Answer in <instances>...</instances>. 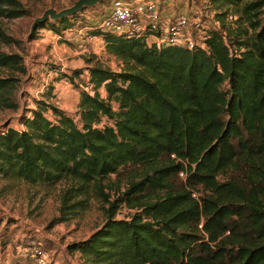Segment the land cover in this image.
<instances>
[{"label":"trees","instance_id":"trees-1","mask_svg":"<svg viewBox=\"0 0 264 264\" xmlns=\"http://www.w3.org/2000/svg\"><path fill=\"white\" fill-rule=\"evenodd\" d=\"M209 1L228 7L219 17L234 20L233 33L211 31L206 50L192 51L97 33L124 68H88L93 94L78 92L79 126L37 102L22 131L0 134L1 178L75 180L100 200L101 227L68 246L83 264H264V0ZM25 14L0 0V18ZM0 68L9 73L0 78V110L15 109L20 56L0 52ZM101 118L111 125L98 127ZM120 206L133 213L115 219Z\"/></svg>","mask_w":264,"mask_h":264},{"label":"rangeland","instance_id":"rangeland-1","mask_svg":"<svg viewBox=\"0 0 264 264\" xmlns=\"http://www.w3.org/2000/svg\"><path fill=\"white\" fill-rule=\"evenodd\" d=\"M14 1L26 14L15 19L0 18V30L4 35V39H0V52L20 56L24 73L14 74L16 86L12 99L16 108L0 110V134L7 129L22 131L24 120L36 109L37 102H48L73 118L79 126L76 108L78 92L84 90L93 94L87 81L88 68L97 65L112 73H120L124 68L120 60L105 51L104 46L100 48L98 44L84 45L81 42L102 17L108 0L82 8L65 18L64 24L47 19L41 24L43 27L37 30H34L37 24L32 28L33 20L45 10L58 12L71 7L76 0ZM156 1L164 3L163 9L168 14L175 9H189L186 4L191 3L192 13L207 15V21L217 20V30L233 33L235 28L232 18L219 17V14L228 12V7L217 8L209 0ZM246 36H249L248 31L239 40ZM83 47L90 55L83 52ZM8 75L7 69L0 68V78ZM221 91H227L226 83L222 85ZM98 94L102 99L106 98L102 88L98 89ZM110 105L115 110L114 104ZM44 115L50 121L53 120L48 111ZM110 125V121L101 118L98 127ZM133 171H122L115 181V187L122 190ZM223 178L220 176L219 180ZM109 180H114V176H110ZM182 181V175L175 179L177 184ZM113 190L106 187L103 192L112 199ZM202 193L201 189L195 191L198 195ZM100 203L92 196L90 187L82 186L75 180L65 179L49 186L30 185L21 180L0 177L1 260L4 264H30L20 255L24 248L34 243L43 246L57 264H83L80 255L69 252L68 246L85 240L101 227L103 214ZM132 213L120 206L115 219H126Z\"/></svg>","mask_w":264,"mask_h":264},{"label":"built area","instance_id":"built-area-1","mask_svg":"<svg viewBox=\"0 0 264 264\" xmlns=\"http://www.w3.org/2000/svg\"><path fill=\"white\" fill-rule=\"evenodd\" d=\"M108 2L102 17L93 25L92 30H89L90 34L82 39L84 45L98 44L102 48L103 43L98 34H110L125 40H143L146 46L156 49L206 50L204 42L209 38V32L217 31L218 28L217 20L207 21V15L197 16L192 13L191 3L186 4L189 9L173 8L174 12L168 14L163 9L164 3L156 0H108ZM82 49L84 53L90 55L85 47ZM1 256L0 254V264L4 262ZM20 257L30 264H57L40 244L31 243L22 250Z\"/></svg>","mask_w":264,"mask_h":264},{"label":"water","instance_id":"water-1","mask_svg":"<svg viewBox=\"0 0 264 264\" xmlns=\"http://www.w3.org/2000/svg\"><path fill=\"white\" fill-rule=\"evenodd\" d=\"M105 0H76L71 7L63 9L61 11H54L52 9L45 10L40 17L35 18L32 23V28L36 24H42L47 19L50 21H61L69 16L79 12L84 7H92Z\"/></svg>","mask_w":264,"mask_h":264},{"label":"crops","instance_id":"crops-1","mask_svg":"<svg viewBox=\"0 0 264 264\" xmlns=\"http://www.w3.org/2000/svg\"><path fill=\"white\" fill-rule=\"evenodd\" d=\"M4 264V263H3Z\"/></svg>","mask_w":264,"mask_h":264}]
</instances>
